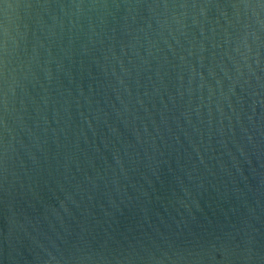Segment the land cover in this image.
Wrapping results in <instances>:
<instances>
[{"label": "water", "instance_id": "1", "mask_svg": "<svg viewBox=\"0 0 264 264\" xmlns=\"http://www.w3.org/2000/svg\"><path fill=\"white\" fill-rule=\"evenodd\" d=\"M0 264H264V0H0Z\"/></svg>", "mask_w": 264, "mask_h": 264}]
</instances>
